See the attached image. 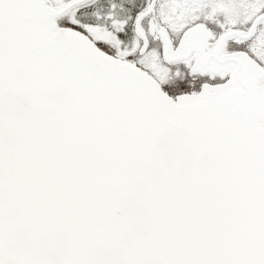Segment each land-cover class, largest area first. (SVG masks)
<instances>
[{
    "label": "snow or ice",
    "instance_id": "snow-or-ice-1",
    "mask_svg": "<svg viewBox=\"0 0 264 264\" xmlns=\"http://www.w3.org/2000/svg\"><path fill=\"white\" fill-rule=\"evenodd\" d=\"M0 264H264V0H0Z\"/></svg>",
    "mask_w": 264,
    "mask_h": 264
}]
</instances>
